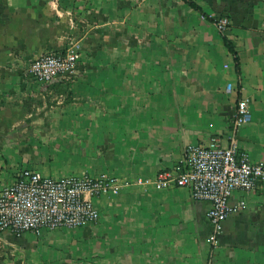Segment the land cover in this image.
Returning <instances> with one entry per match:
<instances>
[{
	"label": "crops",
	"instance_id": "obj_1",
	"mask_svg": "<svg viewBox=\"0 0 264 264\" xmlns=\"http://www.w3.org/2000/svg\"><path fill=\"white\" fill-rule=\"evenodd\" d=\"M191 1L198 9L184 0H0V190L23 169L153 178L189 145L212 136L225 145L239 98L250 101L239 151L264 162V0ZM218 17L229 20L223 32ZM58 51L77 53L74 76L31 80L30 62ZM240 200L245 210L225 220L212 252L210 205L187 188L95 198L103 222L93 229L120 232L114 252L128 253L109 264H264V182L234 192L231 204ZM32 235L0 234V264H32Z\"/></svg>",
	"mask_w": 264,
	"mask_h": 264
},
{
	"label": "built area",
	"instance_id": "obj_2",
	"mask_svg": "<svg viewBox=\"0 0 264 264\" xmlns=\"http://www.w3.org/2000/svg\"><path fill=\"white\" fill-rule=\"evenodd\" d=\"M214 24L223 32L229 20L218 17ZM78 61L75 51L45 53L30 62L27 75L34 82L50 84L74 76ZM231 88L228 85L227 92ZM249 102L247 98L237 100L225 145L218 136L210 137L205 144L189 145L174 167L153 178L127 180L100 174L53 179L30 169L21 170L11 185L0 190V234L20 237L27 233L39 235L42 230L93 225L100 215L92 200L115 197L131 187L144 192L187 188L193 200L210 205L205 214L209 224L205 241L213 251L225 220L246 208L243 200L231 204L234 192H252L264 182V162L249 161L238 148L237 133L249 122Z\"/></svg>",
	"mask_w": 264,
	"mask_h": 264
},
{
	"label": "rangeland",
	"instance_id": "obj_3",
	"mask_svg": "<svg viewBox=\"0 0 264 264\" xmlns=\"http://www.w3.org/2000/svg\"><path fill=\"white\" fill-rule=\"evenodd\" d=\"M102 222L99 219L93 225L75 230L58 229L40 236L32 235V264H109L111 258L123 261L128 253L125 246H120L118 252H114L113 246L120 232L99 233L93 229Z\"/></svg>",
	"mask_w": 264,
	"mask_h": 264
},
{
	"label": "trees",
	"instance_id": "obj_4",
	"mask_svg": "<svg viewBox=\"0 0 264 264\" xmlns=\"http://www.w3.org/2000/svg\"><path fill=\"white\" fill-rule=\"evenodd\" d=\"M184 1H186L188 3V5H190L191 7L195 8V9H198V6L195 3H193L191 0H184ZM225 43H226V46H227L228 50L232 54H234L235 51H234L233 47L228 42L225 41Z\"/></svg>",
	"mask_w": 264,
	"mask_h": 264
}]
</instances>
